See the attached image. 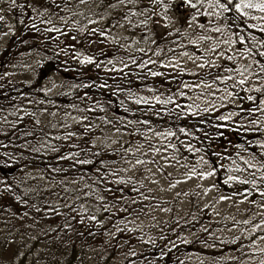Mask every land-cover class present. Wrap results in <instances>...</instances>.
<instances>
[{"label":"trees","instance_id":"16d2710c","mask_svg":"<svg viewBox=\"0 0 264 264\" xmlns=\"http://www.w3.org/2000/svg\"><path fill=\"white\" fill-rule=\"evenodd\" d=\"M10 1L16 32L0 51V264H82L95 247L94 264H132L118 251L124 246L106 242L118 228L122 193L136 184L120 167L134 141L162 131L171 133L176 156H201L215 169L216 196L264 207V87H247L251 68L264 67L259 50L247 54L250 70L221 64L208 74L162 71L180 44L142 23L141 0H128L121 12H109L102 0ZM234 10L223 19L236 33ZM85 57L93 62L82 64ZM32 61V81L19 79ZM263 72L252 79L262 82ZM222 73L236 106L205 113L183 87L207 77L220 85ZM54 76L52 92L45 83ZM155 98L172 102L159 110ZM229 175L248 183H225ZM203 213L192 230L206 220ZM195 241L185 249L196 251ZM148 250L133 262L184 264L188 255L172 243L158 255Z\"/></svg>","mask_w":264,"mask_h":264},{"label":"rangeland","instance_id":"374dc122","mask_svg":"<svg viewBox=\"0 0 264 264\" xmlns=\"http://www.w3.org/2000/svg\"><path fill=\"white\" fill-rule=\"evenodd\" d=\"M53 1L39 0L38 3L41 5L54 4ZM102 1L109 12L116 10L121 12L126 8L128 0H124L123 3L120 0ZM0 3H2L1 0ZM3 3L7 7L12 5L10 0H5ZM139 3L143 11V20L146 17L151 18L147 23L148 29L156 28L162 35H167V42L172 39L180 44V48H177L179 53L160 65L162 71L197 75L207 71L206 74H208L215 71L221 64L235 65L237 69L250 70V59L247 54L250 55L251 51L255 52L252 49H256V53H258L257 50L264 52V36L261 37L264 31L260 30L264 28V19H262L264 12L257 9L244 10L247 16L240 17L242 23L237 24V27L234 26L238 30L233 28L236 32L234 33L229 29L230 24L223 17L217 19L215 16L208 17L202 14L189 27L188 23L183 20V8L173 6L168 10L166 19L162 6H156L158 15L152 17L148 0H141ZM1 7L0 17L3 19H0L2 25L0 51L10 42L16 32L15 20L11 14L14 6L7 9ZM209 11L212 10L209 9ZM201 12L203 13V9ZM235 16L238 17L239 14L236 13ZM253 16L257 19H252ZM153 20H158L159 23L155 24ZM243 22H245V27ZM200 24L204 27L201 28ZM250 24L256 27L249 28ZM213 27H220L221 32L212 31ZM181 29L183 32L180 31ZM176 36H179V39H174ZM229 36L232 40L230 46L223 43ZM241 37H244L243 43L240 42ZM214 48L215 51L212 50ZM200 64H204V67H198ZM25 67L22 73L15 75L19 76V79L26 76L27 81L31 82L34 61L30 66ZM260 70L264 71V67H253L247 73L248 89L256 90V88L264 87V72L261 77L262 82H255L252 79V74ZM221 75L223 73L219 74L220 85L213 84L210 81L211 78L207 77L196 83L187 82L183 91H186L188 99L202 107L199 109L205 113L227 114L229 108L231 110L236 106V102L231 95L229 96L230 91L225 87L226 78H222ZM58 82V78L54 76L51 83L48 82L45 85L54 92ZM159 100L161 101L159 103L156 98L154 101L156 105H160V110L163 106V99ZM167 134L163 131L151 134L143 141H134L130 145L128 154L131 157L123 161L120 170L131 184H136L132 191L126 189L128 191L122 193L125 202L123 203L124 209H120L119 212V221L116 222L118 228L108 231L106 242L116 240L115 246H124L118 251L123 250L124 256L128 257L132 264H135L133 261L144 249H149L148 254L154 255L157 251L166 250L171 243L180 245L183 252L188 254L184 264H264V207L258 204L250 205L244 198L221 199L225 196H216L215 176L201 178L199 175L201 172L213 170L209 162L201 156L190 160L176 156L172 151L170 135ZM38 179L47 186L41 177ZM202 211H204L202 216H205L206 220L202 221L201 227L192 230V226L197 224L198 216ZM84 222L89 223V220L85 218ZM179 227L184 231H179ZM174 238H176L175 241H173ZM195 239L198 244V247L194 248L196 251L185 249ZM100 249L105 250L103 247ZM96 252L98 253V247L87 251L82 264H94L95 258L93 257ZM154 260L158 261L157 258ZM122 262L119 259L115 264H122Z\"/></svg>","mask_w":264,"mask_h":264},{"label":"snow or ice","instance_id":"6c2138e0","mask_svg":"<svg viewBox=\"0 0 264 264\" xmlns=\"http://www.w3.org/2000/svg\"><path fill=\"white\" fill-rule=\"evenodd\" d=\"M15 2V0H13V3ZM121 3L124 2V0H120ZM129 2L135 3L136 0H129ZM148 3L151 5L150 11L152 13V17H155L158 15V13L156 12V6H162L164 11H165V18L167 19V12L170 8H172L173 6L179 7V8H183L184 12H183V20L186 21L189 25V27L192 26V24L197 20V17L201 16L202 14L204 16H208V17H212L215 16L217 19L224 17L225 19H229V17H225L224 14L226 13H231L233 10V6L235 9V12L239 14L238 17L232 18L231 22L232 23H242V21H240V17H244L247 16V13L244 11L245 9H257L260 12H264V0H179V3H177V0H167V2H165V0H148ZM113 7H115V5H113ZM201 9H203V13L201 12ZM209 9H211L212 11H209ZM0 19H3V17H0ZM151 19L149 17H146V19L144 21H142V23L147 24L148 20ZM252 19H257V17H252ZM264 19V18H262ZM153 23L158 24L159 21L158 20H153ZM167 26V25H165ZM201 28L204 27L203 24L199 25ZM249 28L252 27H256L255 25H248ZM212 31L215 32H221V28L220 27H213L211 28ZM261 31H264V28L260 29ZM95 31V29L93 30ZM103 34V33H102ZM204 37H202L203 39ZM241 43L244 42V37H241ZM224 44L226 45H231L232 40L231 37L229 36L228 39H225L223 41ZM213 51H215L216 49H212ZM221 55H223V53H221ZM260 56L264 57V52L260 53ZM229 59H231V57H229ZM92 59L90 57H85L84 60L81 61V63H92ZM150 63H156V61H149ZM109 63H111V61H109ZM133 63H135V61H133ZM144 66V65H141ZM163 66H170V65H163ZM198 67L203 68L204 64H200L198 65ZM153 76H159L161 75L160 72H152L151 73ZM230 79V77H228ZM244 79H241L239 81V83L242 85L244 84ZM232 95L231 93H229V96ZM143 98L136 100V103L139 104L141 103ZM249 100L252 99L251 96L248 97ZM147 102V101H144ZM157 102H161L159 100V98H157ZM171 98L164 100L163 103H170ZM261 104H264V100L261 101ZM205 111H207V109H205ZM221 119H225L224 117H221ZM181 131L183 132L184 129H181ZM167 135H171V133H168ZM262 147H264V145H262ZM253 159H255V157H253ZM81 163H86V161H81ZM137 163H141V161H137ZM205 163H207V161H205ZM245 163H249L248 161H245ZM249 167H255V164H251L249 163ZM215 174V169L213 168L212 171H208V172H201L199 173L201 178H207L209 176H212ZM229 181H238L241 184H246L248 183L247 180H241L239 177L237 176H232L229 175L227 177V179L225 180V183H228ZM254 183V181H253ZM207 191V190H206ZM261 195H264V193H261ZM221 199H226V197H222ZM91 219H95V217H91ZM247 223V221L245 222Z\"/></svg>","mask_w":264,"mask_h":264},{"label":"water","instance_id":"95a60500","mask_svg":"<svg viewBox=\"0 0 264 264\" xmlns=\"http://www.w3.org/2000/svg\"><path fill=\"white\" fill-rule=\"evenodd\" d=\"M2 31V25L0 24V32Z\"/></svg>","mask_w":264,"mask_h":264}]
</instances>
